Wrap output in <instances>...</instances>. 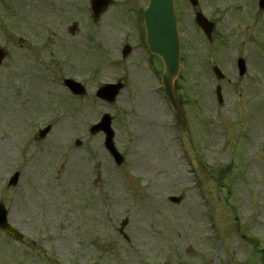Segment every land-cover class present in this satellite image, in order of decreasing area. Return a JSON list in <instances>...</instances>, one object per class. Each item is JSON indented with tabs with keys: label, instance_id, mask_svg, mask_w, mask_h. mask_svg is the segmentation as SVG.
Returning a JSON list of instances; mask_svg holds the SVG:
<instances>
[{
	"label": "rangeland",
	"instance_id": "obj_1",
	"mask_svg": "<svg viewBox=\"0 0 264 264\" xmlns=\"http://www.w3.org/2000/svg\"><path fill=\"white\" fill-rule=\"evenodd\" d=\"M148 2L113 0L94 20L90 0H0V201L25 237L0 230V264H264V11L256 0H176L185 126L145 42ZM199 7L217 23L211 40ZM120 79L116 102L95 96ZM105 113L121 166L89 132Z\"/></svg>",
	"mask_w": 264,
	"mask_h": 264
},
{
	"label": "water",
	"instance_id": "obj_2",
	"mask_svg": "<svg viewBox=\"0 0 264 264\" xmlns=\"http://www.w3.org/2000/svg\"><path fill=\"white\" fill-rule=\"evenodd\" d=\"M91 1L92 10L96 17H99L102 11L111 3V0ZM191 1L194 5H197L198 3L197 0ZM262 2L264 4V0ZM144 19L147 28V42L149 49L152 53L160 55L164 61L165 70L162 73V84L165 88L167 100L183 123H185L184 111L177 99L174 86V82L180 72V38L177 29V17L174 9V0H151L149 7L144 12ZM197 22L203 28L208 37L211 38L214 25L210 23L202 14L197 15ZM76 27L77 26L74 25L71 28V31L74 32ZM129 53L130 48L127 49L126 54ZM5 57L6 52L0 48V65ZM241 67L244 68V62H241ZM215 72L219 75V77H222L218 68H215ZM66 84L76 94H84L86 92L85 88L74 80H66ZM122 88V83L106 84L98 90L97 96L109 102H113ZM220 101L222 102L221 96ZM111 124L112 118L109 115H105L100 124L92 127V132H105V146L113 155L117 164L120 165L124 162V157L115 146L114 131L112 130ZM48 131L49 128L42 131L41 136L44 137ZM17 180L18 175L15 176L11 184L15 185ZM169 199L174 203H180L182 201V197L171 196ZM126 223L127 220L122 223L121 231H123ZM0 227L18 239L23 238V235L8 222L7 211L2 203H0Z\"/></svg>",
	"mask_w": 264,
	"mask_h": 264
},
{
	"label": "bare ground",
	"instance_id": "obj_3",
	"mask_svg": "<svg viewBox=\"0 0 264 264\" xmlns=\"http://www.w3.org/2000/svg\"><path fill=\"white\" fill-rule=\"evenodd\" d=\"M49 208H51V209H52V207H49Z\"/></svg>",
	"mask_w": 264,
	"mask_h": 264
}]
</instances>
